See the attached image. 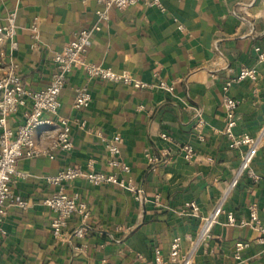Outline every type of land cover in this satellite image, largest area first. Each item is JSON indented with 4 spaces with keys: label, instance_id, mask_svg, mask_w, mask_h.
<instances>
[{
    "label": "crops",
    "instance_id": "1",
    "mask_svg": "<svg viewBox=\"0 0 264 264\" xmlns=\"http://www.w3.org/2000/svg\"><path fill=\"white\" fill-rule=\"evenodd\" d=\"M147 1L123 12L109 11V19L92 38L88 60L119 73L130 72L154 86L165 81L174 91L138 90L90 79L83 70H75L60 98V116L72 124L74 149L59 152L55 159L19 161V170L30 177L15 179L13 189L32 207L28 211L11 207L5 222L8 235L0 241V264H155L156 250L167 260L174 238L196 236L204 219L219 206L223 213L212 231L219 255H205L184 241L182 256L191 257L190 264H264L260 241L264 234L249 226L227 225L230 212L238 220L248 219L253 204L264 224V61L256 51H264V0H162L165 11ZM99 9L96 0H0V26L18 12L17 49L12 52L9 45L0 44V76L15 62L26 88L48 87L54 56L81 30L99 22ZM35 16L42 24L33 48L30 26ZM2 50L8 52L5 61ZM244 67L257 71L258 82H233L228 95L241 101L235 134L258 140L252 164L257 182L247 173L238 176L247 146L231 148L225 134L224 87ZM78 87H87L92 94L90 107L80 111L74 108ZM29 110V106L21 109L10 125L22 124ZM78 121L86 126L81 128ZM44 131L36 136L41 149L51 142V133ZM117 134L124 138L120 160L130 173L108 164L106 142ZM187 144L197 153L192 164L184 158ZM147 156L161 162L151 165ZM90 162L96 172L132 179L145 190V201L137 202L114 185L95 187L76 180L66 191L78 193L87 204L86 226L91 230L84 239L62 243L51 233L55 214L43 204L58 187L44 179L68 166L88 170ZM237 178L238 184L232 186ZM189 203L198 205V215L186 214ZM84 225L75 216L68 230ZM118 226L131 228V233L118 232ZM239 241L251 244L240 262L234 258Z\"/></svg>",
    "mask_w": 264,
    "mask_h": 264
},
{
    "label": "built area",
    "instance_id": "2",
    "mask_svg": "<svg viewBox=\"0 0 264 264\" xmlns=\"http://www.w3.org/2000/svg\"><path fill=\"white\" fill-rule=\"evenodd\" d=\"M142 0H96L102 9L97 10L96 14L99 22L91 29H83L76 38L65 44L63 49L54 56L55 71L51 77L48 87L38 91H32L25 87L24 82L19 75V66L11 62L6 71L0 76V241H2L8 232L5 228L6 219L10 213L11 207H17L23 211H28L32 207L29 200L19 198L14 189L15 179H28L30 175L20 171L19 161L26 158L48 157L55 159L59 152H71L74 149L72 140V124L64 117L60 116L62 107L61 94L65 89L69 76L75 70H83L90 79H97L109 82L115 85L129 86L134 89H151L157 87L160 90L172 93L174 86L165 81L158 85L143 82L134 77L130 72H116L109 67L92 63L88 60V52L92 46L93 36L100 32L101 23L109 19L108 13L112 9L126 11ZM151 7H158L165 11L162 0H149L146 2ZM17 18L18 12H12L5 25L0 26V44L9 45L10 51L17 49ZM177 23V19H175ZM42 19L35 16L30 26L33 44L35 48L40 39V27ZM180 31L187 32L182 24H178ZM260 61H264V51L257 48ZM8 56L6 50H2L1 57L5 61ZM250 80L258 82V74L255 69L244 67L238 73L236 79L226 83L224 87L225 97L223 106L227 117V127L225 134L229 140L230 147L233 149L247 146L243 155L238 176L247 173L254 182L258 181L252 170V164L258 153V140L249 136H237L234 132L237 125V111L241 105L239 99L228 95L229 88L233 82H244ZM92 103V94L87 87H78L74 101L76 110H85ZM30 107L25 115V121L18 127L10 125V119L17 115L21 109ZM81 128L86 126L85 121H78ZM201 123V120H200ZM45 130V133H51V142L46 149L37 146L36 136L38 131ZM167 138V135H163ZM124 144V138L117 134L110 141L106 142L109 153L108 164L110 167L119 168L122 173H130L129 166L124 165L120 160L121 148ZM185 160L192 164L197 158V153L191 144L183 147ZM148 163L158 165L161 161L155 156H147ZM90 169L86 170L80 165L68 166L60 171L56 176L47 177L44 180L51 186L58 187V190L45 198L43 204L48 207L55 217L51 223V233L54 239L62 243H72L74 240L86 238L90 234V228L86 226L90 212L85 202L81 200L78 193L69 195L66 191L68 185H72L76 180H85L88 184L99 187L114 185L125 190L137 202L145 201V190L136 185L132 179L122 178L118 173L96 172L93 169V163L88 164ZM238 184V178L232 186ZM248 219L238 220L233 212L227 216V225L230 227L249 226L264 234V224L259 215L258 205L253 204L249 207ZM199 213V207L196 203L187 204V215L196 216ZM223 213L221 206L206 219L201 230L196 236L185 235L174 238L169 256L165 260L159 250H156L155 264H190L191 257L182 256V244L188 241L192 244L194 250L201 248L205 255L218 256L219 247L214 243L213 227L218 222ZM81 217L85 224L79 228L69 231V223L75 217ZM118 232L125 234L131 233V228L118 226ZM264 243V237L260 240ZM248 241H239L235 245L234 258L242 261V253L250 247ZM81 250L82 247H77ZM29 264V263H25Z\"/></svg>",
    "mask_w": 264,
    "mask_h": 264
}]
</instances>
